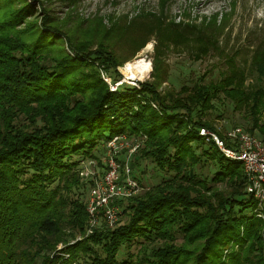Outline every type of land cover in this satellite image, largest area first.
<instances>
[{"label": "trees", "instance_id": "16d2710c", "mask_svg": "<svg viewBox=\"0 0 264 264\" xmlns=\"http://www.w3.org/2000/svg\"><path fill=\"white\" fill-rule=\"evenodd\" d=\"M21 1L0 0V264H264V203L248 193L243 165L212 154L216 144L199 135L201 128L217 131L206 116L222 94L243 128L264 140V51L247 72L234 54L227 57L215 82L112 91L100 69L116 81L125 60L111 43L88 52L69 39L68 52L56 28L25 21L33 8ZM116 135L139 143L130 159L118 158L122 175L127 163L142 184L137 170L142 175L148 161L167 177L117 201L114 227L102 220L89 229L80 157L99 158L93 150L102 140L106 156ZM205 160L216 169L212 179L197 172ZM224 180L228 194L193 196L194 188L212 190L211 182ZM178 238L182 244L174 245Z\"/></svg>", "mask_w": 264, "mask_h": 264}, {"label": "rangeland", "instance_id": "374dc122", "mask_svg": "<svg viewBox=\"0 0 264 264\" xmlns=\"http://www.w3.org/2000/svg\"><path fill=\"white\" fill-rule=\"evenodd\" d=\"M22 1L18 5H22ZM26 1L31 3L28 2L29 8L33 10L25 21L44 23L48 29L56 28L55 32L60 36V41L68 52H70L69 39L73 42L77 40L83 42L88 52L98 49L97 43L99 42L111 43L112 50L119 58L125 60L116 68L120 75L116 81L112 78L113 76L111 77L102 68L100 69L102 79L112 91L121 84L139 87V83L142 82L147 86L151 85V88L156 87L158 91L171 89L177 91L182 85L191 87L197 82H215L221 78L220 72L226 67L227 57L234 54L233 60L244 66L247 72L251 66L252 57L264 51V0ZM218 25L222 27L220 32L217 31ZM215 33H217V41L214 43L210 37ZM201 51L206 52L203 54ZM235 51H238L237 54ZM138 59L147 62V71L142 79H128L122 71L123 67L126 63ZM156 62H161L162 72L159 73L158 79L155 76ZM255 81L254 77L247 79L249 85ZM156 83L157 86H155ZM219 95L213 100L217 108H212L206 117L214 124L217 135L222 137L229 146L231 141L226 137L227 131L235 126L242 128L245 126L240 124L238 113L230 109L229 100L225 99L222 94ZM253 135L261 138L258 132ZM103 144L102 140L93 150L95 155H101L99 158L80 157L83 159L81 165L86 163L85 165L94 167L97 172L103 174L105 170L103 164L106 158L102 151L101 145ZM211 153H217L221 158H226L219 149ZM212 165L205 160L198 168L196 167L197 172L212 179L216 171ZM143 167L144 172L141 175L139 174L141 171L137 170V176L139 175L142 185L145 186L144 190H148L167 177L161 174L162 172L157 173L148 161L143 162ZM229 182V180H224L223 182L213 181L210 185L207 183L212 187V190L207 191L194 188L196 191L193 196L196 200H202L211 196L214 189L224 195L228 194L230 192V188H227ZM77 192L83 193L82 198L85 199L83 189ZM196 192L199 194L196 195ZM247 197L239 195L237 200H246ZM198 211L204 212L205 210L198 208ZM125 219L124 216L122 221ZM201 227L202 225L193 229L192 233ZM260 233L261 241L264 242V229H260ZM242 236L240 235L241 238ZM78 237L85 238V235H78ZM173 243L179 245L182 244V240L178 238ZM229 250L230 252L236 251V247L234 249L230 247ZM131 251H135V248Z\"/></svg>", "mask_w": 264, "mask_h": 264}, {"label": "built area", "instance_id": "2783aa9c", "mask_svg": "<svg viewBox=\"0 0 264 264\" xmlns=\"http://www.w3.org/2000/svg\"><path fill=\"white\" fill-rule=\"evenodd\" d=\"M231 141L228 146L216 132L206 128L199 130L207 142H214L223 155L233 161H239L247 178V191L264 203V140L247 132L242 127H233L227 131ZM139 143H134L124 135H116L107 142V153L104 160L103 174L94 167L81 165L79 171L83 180L88 183L86 211L90 218V228L104 220L109 227H114L121 215V207L117 201L126 200L144 190L143 185L133 177L126 163L121 173L118 158L130 159L137 150ZM128 154V158H126ZM124 160V159H123ZM258 216H262L260 213Z\"/></svg>", "mask_w": 264, "mask_h": 264}, {"label": "bare ground", "instance_id": "6f19581e", "mask_svg": "<svg viewBox=\"0 0 264 264\" xmlns=\"http://www.w3.org/2000/svg\"><path fill=\"white\" fill-rule=\"evenodd\" d=\"M122 71L128 79H142L147 71V62L143 59L128 62Z\"/></svg>", "mask_w": 264, "mask_h": 264}]
</instances>
